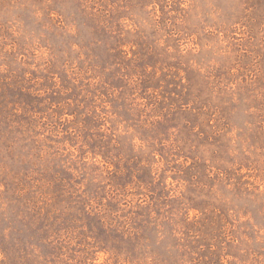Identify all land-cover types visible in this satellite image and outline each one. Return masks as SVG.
<instances>
[{
  "label": "rangeland",
  "instance_id": "1",
  "mask_svg": "<svg viewBox=\"0 0 264 264\" xmlns=\"http://www.w3.org/2000/svg\"><path fill=\"white\" fill-rule=\"evenodd\" d=\"M0 264H264V0H0Z\"/></svg>",
  "mask_w": 264,
  "mask_h": 264
}]
</instances>
